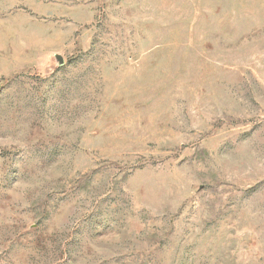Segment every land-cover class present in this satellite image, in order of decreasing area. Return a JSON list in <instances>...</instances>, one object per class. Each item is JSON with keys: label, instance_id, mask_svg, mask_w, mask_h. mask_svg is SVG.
Here are the masks:
<instances>
[{"label": "rangeland", "instance_id": "rangeland-1", "mask_svg": "<svg viewBox=\"0 0 264 264\" xmlns=\"http://www.w3.org/2000/svg\"><path fill=\"white\" fill-rule=\"evenodd\" d=\"M0 264H264V0H0Z\"/></svg>", "mask_w": 264, "mask_h": 264}]
</instances>
